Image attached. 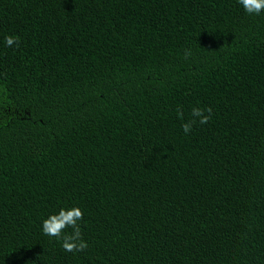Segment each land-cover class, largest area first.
Instances as JSON below:
<instances>
[{
    "label": "trees",
    "instance_id": "obj_1",
    "mask_svg": "<svg viewBox=\"0 0 264 264\" xmlns=\"http://www.w3.org/2000/svg\"><path fill=\"white\" fill-rule=\"evenodd\" d=\"M0 264H264V12L0 0Z\"/></svg>",
    "mask_w": 264,
    "mask_h": 264
},
{
    "label": "clouds",
    "instance_id": "obj_2",
    "mask_svg": "<svg viewBox=\"0 0 264 264\" xmlns=\"http://www.w3.org/2000/svg\"><path fill=\"white\" fill-rule=\"evenodd\" d=\"M238 3L242 5L244 11L249 15L259 16L264 12V0H238ZM6 45L11 47L13 44H17V38L13 36L5 37ZM207 112L208 115L204 113ZM178 116L183 118V111L177 109ZM211 108H198L192 109L191 115L194 119L182 123L181 127L185 134L192 131L193 125L197 122L195 118H199L200 124H207L211 119ZM84 213L79 207H73L71 209L61 208L57 214H52L46 218L42 223V231L44 235L49 237H55L61 242V247L65 252L75 253L82 252L87 249L88 244L83 239L81 231V225L78 223L83 220ZM71 228V233H66L65 229Z\"/></svg>",
    "mask_w": 264,
    "mask_h": 264
}]
</instances>
